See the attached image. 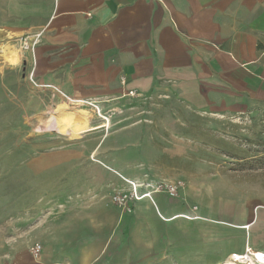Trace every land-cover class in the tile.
Listing matches in <instances>:
<instances>
[{
    "label": "rangeland",
    "instance_id": "rangeland-1",
    "mask_svg": "<svg viewBox=\"0 0 264 264\" xmlns=\"http://www.w3.org/2000/svg\"><path fill=\"white\" fill-rule=\"evenodd\" d=\"M3 18L0 0V264L33 255L57 223L74 250L43 251L53 264H225L246 254L244 211L264 204V109L197 108L164 93L89 122L31 83L23 63L5 62ZM81 116L76 135L69 125ZM148 193L154 204L141 199ZM41 215L55 223L35 234ZM89 235L100 241L84 244ZM252 239L262 252L264 233Z\"/></svg>",
    "mask_w": 264,
    "mask_h": 264
},
{
    "label": "crops",
    "instance_id": "crops-1",
    "mask_svg": "<svg viewBox=\"0 0 264 264\" xmlns=\"http://www.w3.org/2000/svg\"><path fill=\"white\" fill-rule=\"evenodd\" d=\"M2 31L21 53L14 67L23 63L38 89L88 112L89 122L98 114L88 103L109 114L164 93L197 108L264 109V0H4ZM243 215L245 249L264 233V204ZM39 220L35 234L55 223ZM54 226L61 230L33 244L44 246L39 258L19 253L9 264H53L42 260L53 245L73 251L65 224Z\"/></svg>",
    "mask_w": 264,
    "mask_h": 264
},
{
    "label": "bare ground",
    "instance_id": "bare-ground-1",
    "mask_svg": "<svg viewBox=\"0 0 264 264\" xmlns=\"http://www.w3.org/2000/svg\"><path fill=\"white\" fill-rule=\"evenodd\" d=\"M2 52H3L4 60L7 64L11 66H15L20 62L21 53L14 45L12 44L6 45L4 48H2ZM100 114H101V110H100ZM99 117L103 118L106 122L108 121L103 116H99ZM74 118L73 120L75 121H73V123L69 125V129H72V131H74L76 134L81 135L82 132L80 130L86 125V120L82 119L83 118L82 116L79 121ZM107 128H108V125L104 124L103 129H107ZM130 184L133 186L134 183L130 182ZM134 185L137 186L136 184ZM145 198H149L150 200H152V194L148 193L142 199H145ZM180 217H181L180 215H177L174 217V220L179 219ZM225 264H264V254L261 252L253 251L252 254L233 255L228 261H226Z\"/></svg>",
    "mask_w": 264,
    "mask_h": 264
},
{
    "label": "built area",
    "instance_id": "built-area-1",
    "mask_svg": "<svg viewBox=\"0 0 264 264\" xmlns=\"http://www.w3.org/2000/svg\"><path fill=\"white\" fill-rule=\"evenodd\" d=\"M33 77H34L33 71H31L29 73L28 79H29V81L31 83H33L35 85L34 78ZM88 105L91 106V107H93L95 109V111L97 112L98 116H100V108L96 104L88 103ZM133 190H134L135 198L137 200H140V198H138V189H137V187L135 185H133ZM176 193H177L176 192V188L173 187V188L170 189V194L171 195H175ZM144 196L141 197V199L144 198ZM114 201L116 203H119V204L122 205L125 202V199L122 196H116L114 198ZM41 251H42V247L40 245H36L35 248H33V250H32L33 256L35 258H39ZM252 253H253V250L251 248H249V247L246 248V254H252Z\"/></svg>",
    "mask_w": 264,
    "mask_h": 264
}]
</instances>
